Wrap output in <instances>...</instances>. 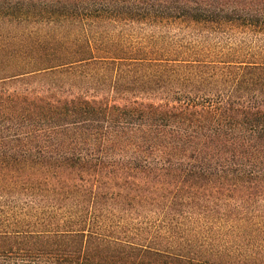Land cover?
<instances>
[{"label": "trees", "instance_id": "trees-1", "mask_svg": "<svg viewBox=\"0 0 264 264\" xmlns=\"http://www.w3.org/2000/svg\"><path fill=\"white\" fill-rule=\"evenodd\" d=\"M0 264H264V0H0Z\"/></svg>", "mask_w": 264, "mask_h": 264}, {"label": "rangeland", "instance_id": "rangeland-1", "mask_svg": "<svg viewBox=\"0 0 264 264\" xmlns=\"http://www.w3.org/2000/svg\"><path fill=\"white\" fill-rule=\"evenodd\" d=\"M188 24H174V23H171L169 25H165V26H150L148 27L149 25H143L141 24V26H139V28H144V29H139L137 26H134L132 27L131 29H128V32H131V34L133 36H135V30H138V31H141L143 32L144 34H151V33H155V34H158V35H162L166 38H171L172 36L174 35H179V37L181 36H187L189 35L190 33V30L188 29ZM188 37H191V36H188ZM237 39H241V41L243 40H249L248 37H245V36H242L240 33L236 35Z\"/></svg>", "mask_w": 264, "mask_h": 264}]
</instances>
